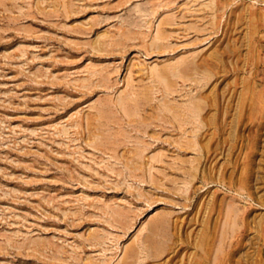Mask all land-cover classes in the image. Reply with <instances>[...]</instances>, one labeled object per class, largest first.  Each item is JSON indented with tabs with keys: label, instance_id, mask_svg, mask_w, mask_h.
<instances>
[{
	"label": "rangeland",
	"instance_id": "rangeland-1",
	"mask_svg": "<svg viewBox=\"0 0 264 264\" xmlns=\"http://www.w3.org/2000/svg\"><path fill=\"white\" fill-rule=\"evenodd\" d=\"M0 264H264V0H0Z\"/></svg>",
	"mask_w": 264,
	"mask_h": 264
},
{
	"label": "bare ground",
	"instance_id": "bare-ground-1",
	"mask_svg": "<svg viewBox=\"0 0 264 264\" xmlns=\"http://www.w3.org/2000/svg\"><path fill=\"white\" fill-rule=\"evenodd\" d=\"M232 228V227H231Z\"/></svg>",
	"mask_w": 264,
	"mask_h": 264
}]
</instances>
